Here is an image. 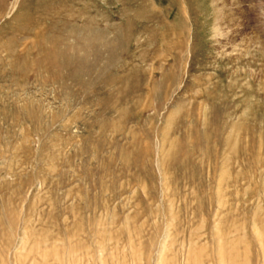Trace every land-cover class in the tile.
Listing matches in <instances>:
<instances>
[{
  "label": "rangeland",
  "instance_id": "1",
  "mask_svg": "<svg viewBox=\"0 0 264 264\" xmlns=\"http://www.w3.org/2000/svg\"><path fill=\"white\" fill-rule=\"evenodd\" d=\"M0 264H264V0H0Z\"/></svg>",
  "mask_w": 264,
  "mask_h": 264
}]
</instances>
